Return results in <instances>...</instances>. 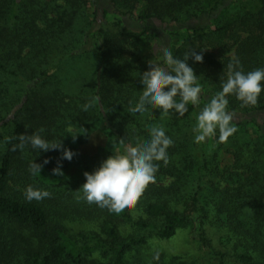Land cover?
<instances>
[{
  "label": "trees",
  "instance_id": "1",
  "mask_svg": "<svg viewBox=\"0 0 264 264\" xmlns=\"http://www.w3.org/2000/svg\"><path fill=\"white\" fill-rule=\"evenodd\" d=\"M104 1L91 0L90 15L87 0H0V264H142L151 239H171L180 229H190L202 253L174 264H264V91L254 106L227 97L237 131L222 148L235 163L221 169L213 167L218 155L208 140L195 142L191 107L183 117L150 106L130 111L148 62L163 65V34L176 42L175 58L192 49L203 55L202 63L190 57L187 64L204 103L222 91L230 62L239 60L245 73L264 68V0L261 8L237 0L233 9L226 0H106L108 7ZM232 51L234 57L225 56ZM153 126L173 140L169 163L154 162L156 182L120 214L89 204L82 189H56L52 170L63 161L61 150L29 144L12 151L19 141H9L39 133L50 143L83 144L104 127L114 144L137 146L151 139ZM251 128L256 136L247 134ZM32 162L43 166L40 175L30 173ZM212 171L229 185L214 182ZM164 177L170 185L163 186ZM28 186L51 196L29 202ZM78 197L83 202L74 207ZM211 229L225 233L224 249Z\"/></svg>",
  "mask_w": 264,
  "mask_h": 264
},
{
  "label": "clouds",
  "instance_id": "2",
  "mask_svg": "<svg viewBox=\"0 0 264 264\" xmlns=\"http://www.w3.org/2000/svg\"><path fill=\"white\" fill-rule=\"evenodd\" d=\"M163 65L148 62L149 70L142 73L140 81L143 85L139 102L131 108V112L144 113L148 106L159 109L164 115L173 110L183 117L188 112V105L199 106L202 88L198 76L188 66L190 57L195 62H203V55L197 54L195 49L190 50L184 58L177 59L167 47H162ZM226 82L222 91L214 95L203 107L197 116V124L193 128L195 142L201 143L206 138H211L219 130V142L225 143L236 131L232 126L233 114L227 111L229 95H235L242 105H256L262 91H264V68H258L245 73L239 60L228 64ZM98 99V97L96 98ZM93 105L85 104L83 110L87 111ZM40 129L39 132H43ZM77 135L73 136V139ZM151 139L137 146H126L122 154L109 156L93 173L84 172L86 182L82 185L84 199L89 204H96L109 212L120 214L126 209H134L144 195L150 184L156 182V172L159 165L156 161H163L167 166L169 157L167 149L173 145V140L168 137L163 127L150 128ZM19 143L13 144L11 150H23L26 145L33 149L48 151L62 150L61 159L71 161L74 153L63 147L62 141L48 142L39 133L31 135L20 134ZM49 161L46 159L44 164ZM42 165L32 162L29 171L33 176L40 175ZM54 175L63 176L61 166L53 170ZM26 200L41 201L50 198L51 193L46 190L34 189L28 186L24 192ZM158 259V254L156 255Z\"/></svg>",
  "mask_w": 264,
  "mask_h": 264
},
{
  "label": "rangeland",
  "instance_id": "3",
  "mask_svg": "<svg viewBox=\"0 0 264 264\" xmlns=\"http://www.w3.org/2000/svg\"><path fill=\"white\" fill-rule=\"evenodd\" d=\"M102 1V0H101ZM244 2H247L248 0H243ZM88 2V13L90 15L93 14V7L91 5V0H87ZM104 6L108 7V3L105 0ZM225 5L229 7L230 9L235 8L237 5V0H226ZM253 5L257 8L262 7V3L259 0H254ZM251 7L248 6L247 10H250ZM132 29L139 31L141 29V25L137 24H130L129 25ZM140 27V28H139ZM152 31L158 32L160 30V27L157 25H149ZM163 46L167 47L170 51L175 50L176 42L172 39L166 37L164 34L160 37ZM142 49L146 53L151 49V46L143 45ZM217 55H219V52L216 51ZM235 52L232 51L228 54H225V56H231L234 57ZM221 56V53L220 55ZM85 66V65H84ZM82 66V68L84 67ZM89 67V66H88ZM212 97H207L206 102L204 103L202 100H200L199 106H193L191 104L188 105V108H192L194 110V114L198 116L199 112L203 109V107L211 100ZM244 130V129H242ZM240 130L239 132L242 134H245L244 131ZM246 131V130H245ZM256 130L254 128H251L247 131V134L250 136H256ZM234 135V134H233ZM246 135V134H245ZM209 143V152L212 153V155L217 154L218 156L212 157L213 167L218 166L221 168L223 167H233L235 161L233 160V157L230 153L226 152V148H222V143L219 142V130H216V134L211 138H206ZM63 147L66 149H69L68 146L71 147V151L74 153L73 158L71 161L67 159H63V161L59 162L61 166V171L64 173L63 176H58L53 174V183L57 184V190H69L71 191H80L82 189V185L86 181V177L84 176V172L93 173L97 168L100 167L102 162L106 160L109 156L115 155L117 153L122 154L128 146V144H114L112 138H110L107 134V132L103 128L96 129L90 136V139L87 143L79 144L75 143L72 140L67 139L65 142L62 143ZM221 149V150H220ZM62 153V150H61ZM54 168L58 166V162L54 163ZM53 172V171H52ZM220 171H215L211 173V179L214 182H219L221 184H224V187L229 185L226 183L223 178L219 177ZM171 179L164 177V180L162 181L163 186L170 185ZM60 184V185H59ZM78 194V193H76ZM79 196V195H78ZM79 199V200H78ZM76 199L73 204L76 206L81 205L83 201H81V197ZM87 228H94L95 222L91 220L86 222ZM219 230L218 228H216ZM212 230V236L214 239V244L219 249H224L223 242L225 239L223 237L225 236V233H222L219 231ZM124 232L127 234H130V228L126 227L124 228ZM233 248V246H231ZM201 247L198 243H196L191 235L190 229H180L178 233L168 240L163 239H157L153 238L150 240V244L148 248L144 251L142 259V264H157V259H155L156 253H161L162 261L159 263L161 264H174L177 262V259H180V257L185 260L189 261L193 258H197L198 255H200L202 252ZM157 253V254H158ZM217 261L214 260L213 264ZM140 264V262H139Z\"/></svg>",
  "mask_w": 264,
  "mask_h": 264
}]
</instances>
